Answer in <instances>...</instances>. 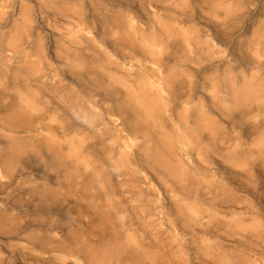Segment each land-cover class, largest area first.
I'll return each instance as SVG.
<instances>
[{"label": "rangeland", "instance_id": "obj_1", "mask_svg": "<svg viewBox=\"0 0 264 264\" xmlns=\"http://www.w3.org/2000/svg\"><path fill=\"white\" fill-rule=\"evenodd\" d=\"M109 1L0 0V264H264V0Z\"/></svg>", "mask_w": 264, "mask_h": 264}, {"label": "bare ground", "instance_id": "obj_2", "mask_svg": "<svg viewBox=\"0 0 264 264\" xmlns=\"http://www.w3.org/2000/svg\"><path fill=\"white\" fill-rule=\"evenodd\" d=\"M115 2V1H114ZM121 3V2H120ZM106 4H108L109 6H115V3H112L111 1H109V0H106ZM118 5V4H117ZM119 6H121V5H119ZM123 6V5H122ZM97 7V6H96ZM98 8V7H97ZM124 8V7H123ZM216 8V7H215ZM218 9V8H217ZM94 11H96V10H94ZM93 11V14H95V12ZM93 16H95V15H93ZM222 16V15H221ZM101 18V17H100ZM102 24H103V26H104V29L102 30V32L104 33V35H108L109 34V36H110V34H111V32H112V30L111 29H109L108 27L111 25L113 28H115L116 26H115V24L111 21V19H109L107 16H104V19L102 18ZM124 30V29H123ZM114 31V30H113ZM76 34H78V33H76ZM79 35V34H78ZM120 39H124L123 37H120V38H114V36L112 37V42L114 43V44H118L121 40ZM149 39V38H148ZM151 39V38H150ZM149 39V40H150ZM125 40H127V39H124L123 41H125ZM146 40H147V38H146ZM145 39L143 40V42L145 43V44H147V41H146ZM76 41V40H75ZM107 41V40H106ZM151 41V43H150V46H154V43H152L153 41H152V39L150 40ZM174 41V40H173ZM78 42V41H77ZM111 42V43H112ZM126 42H129V41H126ZM107 43H110V42H107ZM131 43V42H130ZM134 43V42H133ZM163 45V44H162ZM134 45H132V47H133ZM137 47H139V46H137ZM76 49H78V48H76ZM136 49H138V48H136ZM140 50H141V48H140ZM138 51H139V49H138ZM141 51H143V49L141 50ZM161 52V51H160ZM159 52V53H160ZM138 53V52H137ZM141 53V52H140ZM156 53V52H155ZM139 54V53H138ZM146 55V54H145ZM142 56H143V54H142ZM253 60V59H252ZM157 63L160 65V62L157 60ZM255 63V62H254ZM244 64H246V62H244ZM162 65V64H161ZM89 72V71H88ZM67 76V75H66ZM148 77V76H147ZM71 78V77H70ZM149 78V77H148ZM147 78V79H148ZM143 79V81H141V84H145V83H143V82H147L148 80L146 79V78H142ZM147 80V81H146ZM137 81V80H136ZM164 81V80H163ZM168 81V80H167ZM84 88V87H83ZM82 88V89H83ZM256 89V88H255ZM119 90L116 88V89H108V90H106V92H104V93H99V97L101 98V100L103 99L104 100V98H105V100H106V98H108V99H110V97H112V96H114L115 94H117V92H118ZM95 92V91H94ZM251 93L254 95L255 93H256V90H252L251 89ZM244 97H243V102H244V105H246L247 104V102L249 101V98H250V92H248L247 93V90H244ZM104 97V98H103ZM173 97V96H172ZM99 101V100H98ZM98 101L97 100H95V103L96 104H98ZM114 102V101H113ZM105 108V107H104ZM114 109V108H113ZM245 109V108H244ZM246 111V110H245ZM250 112V111H249ZM39 119V118H38ZM51 126V125H50ZM54 127V126H53ZM52 127V128H53ZM50 129V128H49ZM247 130V129H246ZM264 167V166H263ZM231 168V167H230ZM233 170V169H232ZM229 173V172H228ZM238 173H239V171H238ZM241 173V172H240ZM246 173V172H245ZM246 175V174H245ZM12 182V181H11ZM254 182V181H253ZM257 183V182H256ZM4 185H6V183H3ZM226 184V183H225ZM227 184H228V186L230 187V186H232L233 184L231 183V181H230V178L229 177H227ZM244 186V185H243ZM257 186V185H256ZM239 193H241V192H247V190L245 189V188H243L241 185H239V184H237L235 187H234ZM253 188V187H252ZM250 189V188H249ZM255 191V190H254ZM238 192H236L237 193V195H238ZM225 194V193H224ZM256 194V193H255ZM229 196V195H228ZM230 196H232V195H230ZM240 196V195H239ZM254 199V198H253ZM224 200V199H223ZM261 200V199H260ZM240 204H242L241 203V201L239 202ZM224 204V203H223ZM239 206V205H238ZM240 207V206H239ZM226 208H227V210H230V208H231V199L230 198H228L227 199V201H226ZM241 208V207H240ZM225 212V211H224ZM230 213V212H229ZM225 214H226V212H225ZM231 216V215H230ZM227 226V225H226ZM228 227V226H227ZM229 228H230V226H229ZM248 231V230H247ZM208 233V232H207ZM262 233V232H261ZM233 235V234H232ZM235 235V234H234ZM246 236H247V234H245ZM236 236V235H235ZM249 237V236H248ZM239 238V237H238ZM251 238V237H250ZM227 239V238H226ZM255 239V238H254ZM229 240H231V239H229ZM243 240V239H242ZM249 240V239H248ZM203 241V240H202ZM228 241V240H227ZM236 241H238V240H236ZM258 241H260V240H258ZM241 242V241H240ZM244 242V241H243ZM254 242H255V240H254ZM241 244V243H240ZM253 244V243H252ZM255 244V243H254ZM245 245H247V244H245ZM243 246V245H242ZM251 246V245H250ZM255 247H257V246H255ZM254 247V248H255ZM228 248V247H227ZM233 249V248H232ZM256 251V250H255ZM241 252V251H240ZM251 253V252H250ZM263 253V252H262ZM233 254V253H232ZM225 255V254H224ZM228 255H230V251H229V253H228ZM240 255H241V253H240ZM262 255V254H261ZM227 256V255H226ZM243 256V255H242ZM238 257V256H237ZM244 258V257H243ZM257 258V257H256ZM227 259V258H226ZM240 259V258H239ZM231 260V259H230ZM240 261V260H239ZM245 261V260H244ZM237 263V262H236ZM249 264V263H248ZM252 264V263H251Z\"/></svg>", "mask_w": 264, "mask_h": 264}]
</instances>
